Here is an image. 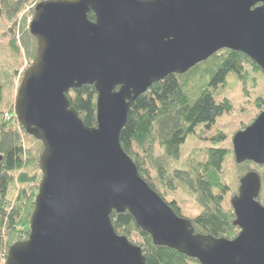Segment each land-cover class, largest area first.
<instances>
[{"label": "water", "instance_id": "water-1", "mask_svg": "<svg viewBox=\"0 0 264 264\" xmlns=\"http://www.w3.org/2000/svg\"><path fill=\"white\" fill-rule=\"evenodd\" d=\"M28 33L37 50L13 113L43 146L41 180L28 239L8 249L5 264H146L114 232L111 214L125 212L154 246L199 264H264L256 172L239 179L230 200L237 237L213 238L171 210L119 142L131 104L152 84L220 50L245 55L264 74V0H47L35 6ZM82 86L97 94L92 128L67 96ZM231 144L236 164L263 166L264 111Z\"/></svg>", "mask_w": 264, "mask_h": 264}, {"label": "trees", "instance_id": "trees-1", "mask_svg": "<svg viewBox=\"0 0 264 264\" xmlns=\"http://www.w3.org/2000/svg\"><path fill=\"white\" fill-rule=\"evenodd\" d=\"M36 1L0 0V19L10 23L8 49L17 60L23 52L33 61L37 50V41L33 37L27 35L29 40L22 38L20 41L15 31L16 27L21 33L26 31L27 17H33L34 9L22 16L18 26L15 20ZM43 1L47 0L37 2ZM88 19L94 21L93 14H88ZM17 73H13L15 77ZM250 73L264 78L260 68L245 55L220 50L187 73L168 75L152 84L131 104L121 131V149L133 161L141 179L177 216L182 217L177 203L174 200L169 202L165 196L179 186L187 189L194 198L201 212L186 219L191 222L196 234L233 240L239 233L233 224L235 217L231 207L225 206V202L235 194L227 181L229 174L225 171L230 149L206 148L202 160L191 163L187 171L173 170L169 173V161L179 158L181 146L198 128H202V133L209 131L218 119L232 114L234 107L230 100L217 98L218 87L226 84L227 76L235 75L243 85L244 93L248 94L247 83L255 80L250 79ZM207 78L209 81L205 84ZM197 80L201 82V87L196 86ZM263 94L252 103L256 110L264 109ZM67 96L82 123L89 128L95 127L97 94L94 87L82 86L70 90ZM1 104L0 86V264H5L8 249L15 243L26 241L29 236L30 217L41 180L38 163L43 146L19 125L13 113V104L4 108ZM243 128L240 126L237 131ZM22 137H27L28 142L30 139L38 147L28 143L27 147L23 146ZM224 138L223 132L217 131L212 141ZM232 167L233 171L243 167L248 170L246 173L260 168L251 162ZM258 175L263 185L264 171ZM259 203L264 207V201ZM110 220L117 235L141 249L146 264H199L175 250L154 246L151 237L137 227L128 212L112 213Z\"/></svg>", "mask_w": 264, "mask_h": 264}, {"label": "rangeland", "instance_id": "rangeland-1", "mask_svg": "<svg viewBox=\"0 0 264 264\" xmlns=\"http://www.w3.org/2000/svg\"><path fill=\"white\" fill-rule=\"evenodd\" d=\"M36 2L27 6L21 13V15L15 20L17 26L20 23L22 16L28 14L32 9H34ZM31 19L32 18L30 16L27 17V26L25 29L26 31H24L23 33L18 31V27H16V38L19 37L20 41L22 38L29 40L27 35L30 34H27V32ZM9 25L10 23L8 21L0 19V86L2 87L1 108L7 107L8 105L14 103L15 96L20 85V78L23 74L22 72H24L32 63V60L25 57V54L23 52H21L18 58L19 60H17L8 49ZM16 71L18 72L16 75L17 77H15L13 74ZM250 75V79L255 80L253 82L247 83L246 92L248 94L244 93L243 85L239 83L235 75L227 76L226 84L223 87H218L219 90L217 98H228L234 107V111L232 112V114L223 116L218 119L215 125L209 131L204 130V133H202V128H198L195 134L192 137H189L186 143L181 146L179 158L177 160L169 161V173L173 170H189L191 163L202 160V154L204 153L206 148H228L230 149V157L226 161L225 171H227V173L229 174L227 181L229 185L231 184L233 193H235L233 196L237 194L239 179L248 170L240 167L233 171L232 165L235 166L236 163L234 161V156L232 153L231 141L234 134L239 132L237 130L238 128H240V126L245 128L248 127L253 122V120L259 114H261L262 111H264V109L261 111L256 110V108H253L252 106L254 99L264 93V78L260 75H254L252 73H250ZM208 81L209 79L207 78L205 84H207ZM201 85V82L197 80L196 86L201 87ZM245 128H243L242 130H244ZM217 131H222L225 138L223 140L218 139L217 142H213L212 140L216 136ZM21 139H23L22 143L25 147H27V143L29 144V146L38 147V145H34L30 139L28 142L26 140L27 137H22ZM254 169L255 170H253V172L255 171L256 173H260L261 175L264 171V165L260 166V168ZM152 175L153 174L151 173V176ZM233 196H231V198ZM165 197L169 202L174 200L177 203L182 217L191 218L192 216H196L201 212V208L195 202L194 198L191 196L188 190L184 187L178 186L174 192L168 193ZM231 198H229V201L225 202V206H230ZM261 201H264V183L261 186L258 197V202Z\"/></svg>", "mask_w": 264, "mask_h": 264}, {"label": "flooded vegetation", "instance_id": "flooded-vegetation-1", "mask_svg": "<svg viewBox=\"0 0 264 264\" xmlns=\"http://www.w3.org/2000/svg\"><path fill=\"white\" fill-rule=\"evenodd\" d=\"M257 6H259V5H257ZM251 172V171H250ZM260 177V176H259ZM260 181H261V177H260ZM261 186H262V184H261Z\"/></svg>", "mask_w": 264, "mask_h": 264}, {"label": "built area", "instance_id": "built-area-1", "mask_svg": "<svg viewBox=\"0 0 264 264\" xmlns=\"http://www.w3.org/2000/svg\"><path fill=\"white\" fill-rule=\"evenodd\" d=\"M6 117L8 118V115H6Z\"/></svg>", "mask_w": 264, "mask_h": 264}]
</instances>
